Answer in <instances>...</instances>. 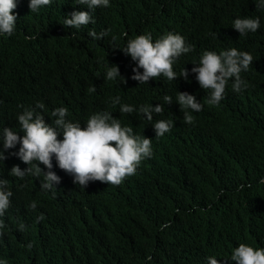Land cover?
<instances>
[{
  "label": "trees",
  "instance_id": "obj_1",
  "mask_svg": "<svg viewBox=\"0 0 264 264\" xmlns=\"http://www.w3.org/2000/svg\"><path fill=\"white\" fill-rule=\"evenodd\" d=\"M16 2L15 32L0 35V128L22 137L17 117L25 108H35L54 125L53 110L64 107L65 119L81 127L92 114L107 111L122 127L152 139V155L119 186L89 181L84 188L53 156L51 169L39 166L60 181L43 190V174L11 175L14 165L29 167L15 154L20 144L3 150L0 143L6 157L0 159V179L13 193L0 217L5 225L0 260L208 264V257H216L219 264H236L231 255L240 243L264 248V9L256 8V0H109L110 6L92 13L94 23L79 29L63 24L73 11L92 12L78 0H52L38 12H30V0ZM237 17H258L260 28L240 36L232 27ZM90 31L106 35L95 39ZM169 32L192 46L173 65L177 76L187 69V79L169 81L161 75L139 84L133 69H143L122 49L137 35L150 33L155 41ZM230 48L253 56L241 73L248 87L235 92L230 79L224 98L209 105V93L191 69L199 66L203 52ZM112 64L126 82L105 78ZM92 87L96 91H89ZM179 92L204 105L199 112L189 109L193 124L183 119ZM166 95L173 103L165 102ZM38 103L44 108H36ZM124 104L136 110L160 104L163 111L148 121L138 111L122 114ZM161 119L174 124L157 137L153 124ZM39 215L44 219L37 222Z\"/></svg>",
  "mask_w": 264,
  "mask_h": 264
},
{
  "label": "clouds",
  "instance_id": "obj_2",
  "mask_svg": "<svg viewBox=\"0 0 264 264\" xmlns=\"http://www.w3.org/2000/svg\"><path fill=\"white\" fill-rule=\"evenodd\" d=\"M52 0H30V12H38L40 8L49 6ZM78 4L87 5L89 11H73L65 17L64 26L79 29L82 26L94 23L92 13L96 8L107 7L109 0H78ZM256 8L264 9V0H256ZM17 7L16 0H0V35L12 36L16 29L17 14L14 9ZM232 27L237 30L240 36L249 32H256L260 28V19L237 17L234 19ZM89 35L95 39H101L106 32L97 34L90 31ZM125 54L130 55L133 61L137 62V68H142L140 73L133 69L132 79L141 83H148L150 79H156L161 75L169 81L178 77L187 79L188 70L183 68L180 75L173 70L175 61L182 55L192 51V46L186 43L185 38L179 33L169 32L159 39L153 41L150 33L137 35L128 41L122 49ZM253 63V56L247 51H239L236 48L221 51L203 52L197 67L191 71L196 74V80L200 87L209 93L207 103L217 105L224 98V93L229 80H232V89L240 92L248 87L247 82L242 79L241 73L247 71ZM106 72L107 80L120 79L119 82H126L121 76L119 67L112 64ZM89 91H96L95 87ZM119 97L113 103L119 102ZM164 100L167 104L173 103L172 97L166 95ZM177 102L183 112V119L188 124L194 123V117L189 111L199 112L203 109V104L197 102L194 95L187 92H179ZM36 108L43 109L44 105L38 103ZM138 111L143 114L148 121L153 120V113L160 114L163 108L160 104L155 106L141 105L138 110L133 106L124 104L120 108L122 114H131ZM68 110L59 107L53 110L52 116L57 117L54 125L46 123L44 115L37 112L35 108H25L18 115L17 121L20 131L24 133L21 137L12 128H0V143L3 150L14 148L20 144L19 151L15 153L29 167L22 170L18 165H14L11 175L23 178L26 175L40 177L43 174L41 188L50 190L54 183H59L60 177L53 171L43 172L40 164L46 168L53 167L52 159L55 156L59 168L73 175L74 183L82 188L86 187L89 181H100L108 185L119 186L127 177L136 174L138 167L145 158L152 155V139L135 135L131 127H122L119 119L113 117L112 113L103 111L92 114L86 121V126L81 127L80 122L66 120ZM174 122L171 120H158L153 124L155 136L162 137L171 131ZM58 130L62 131L63 139H58ZM0 159H6L4 151ZM264 183V180L261 181ZM7 180L0 179V217L10 207V197L13 193L8 190ZM30 207L35 210L36 203ZM37 222L44 219L39 215ZM165 224L162 227H167ZM5 227L0 220V229ZM23 226H21V229ZM3 235V232H0ZM31 247L32 245H27ZM208 264H219L216 257H208ZM231 260L236 264H264V248H254L245 243H240L231 255ZM0 264H7L0 260Z\"/></svg>",
  "mask_w": 264,
  "mask_h": 264
}]
</instances>
